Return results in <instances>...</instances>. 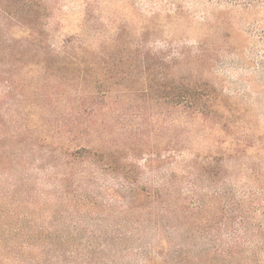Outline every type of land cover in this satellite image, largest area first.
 Masks as SVG:
<instances>
[{
	"label": "rangeland",
	"instance_id": "rangeland-1",
	"mask_svg": "<svg viewBox=\"0 0 264 264\" xmlns=\"http://www.w3.org/2000/svg\"><path fill=\"white\" fill-rule=\"evenodd\" d=\"M1 8L11 17L7 24L13 34L19 21L25 27L32 18H24L26 8L44 31L43 48L27 49L22 59L0 55V92L8 85L15 89L5 101L11 114L26 123L22 135L27 136L28 147L41 148L38 138L49 137L48 128L53 133L60 130L56 124L46 129L45 120L59 116L67 120L93 102L101 103L98 93L94 99L88 96L94 72L82 64L100 60L105 74L101 79L111 93L92 116L99 114L103 127L99 136L106 142L116 140L129 153L119 165L133 168V155L141 166L147 155L164 160L177 152L173 166L159 177L168 169L181 173L196 161L204 166L210 158H221L230 186L249 195L250 202L244 205L250 208L246 226L264 230V0H0ZM0 23H6L2 14ZM22 38L20 34L14 38L17 45ZM198 53L202 57L197 58ZM148 75L168 86L172 81L208 83L221 96L214 104L221 120L190 118L182 105L176 106L179 96L172 99L169 89L147 85ZM48 139L47 146L58 147ZM44 175L52 185L53 174ZM251 202L256 206H249ZM60 228L62 243L46 247L45 261L37 264H75L67 259V251L84 247L88 233L65 244L73 234ZM4 232L0 226V234ZM32 258L24 255L23 263L34 264ZM6 260L5 264L13 262Z\"/></svg>",
	"mask_w": 264,
	"mask_h": 264
},
{
	"label": "trees",
	"instance_id": "trees-1",
	"mask_svg": "<svg viewBox=\"0 0 264 264\" xmlns=\"http://www.w3.org/2000/svg\"><path fill=\"white\" fill-rule=\"evenodd\" d=\"M0 12L6 21L0 23L1 57L22 59L27 49L44 47V31L37 27L29 8L24 18L32 15L31 20L25 27V22L19 21L23 25L16 26L19 29L14 34L7 24L11 17L5 16L2 8ZM18 34L24 36L20 46L16 44L19 40H14ZM82 64L94 72L88 96L94 99L98 93L101 103L93 102L67 120L61 116L45 120L42 126L46 129L56 124L64 130L53 133L48 128L50 136L38 138L39 149L28 147L27 136L22 135L26 123L7 106L6 97L15 89L8 85L0 92V226L5 229L0 234V264H5L7 257L13 260L9 264H24V255L33 256L34 264L43 263L46 247L62 243L57 235L60 227L73 234L65 244L88 233L84 247L67 251V259L75 264H264V230L246 226L250 208L244 205L250 202L249 195L230 186L221 158H210V164L203 161L204 166L196 161L181 173L168 169L159 177L173 166L177 152L164 160L157 154L147 155L141 166L133 155V168L119 165L125 164L129 153L116 140H103L99 114L92 116L111 93L101 79L104 63L87 59ZM147 80V85L151 82L158 91L169 89L172 99L179 96L176 106L182 105L190 118L210 116L216 121L220 116L214 104L221 96L208 83L172 81L168 86L163 79H150L149 75ZM101 85L104 89L99 91ZM47 137L58 147L47 146ZM221 173L224 181L219 178ZM44 174H53L52 185ZM72 186L75 188L68 191ZM42 187L51 190L47 193ZM62 213L67 215L53 219ZM60 222L65 224L59 226Z\"/></svg>",
	"mask_w": 264,
	"mask_h": 264
}]
</instances>
